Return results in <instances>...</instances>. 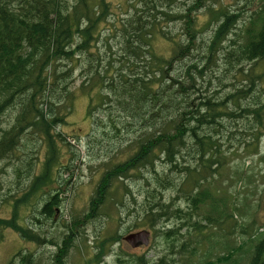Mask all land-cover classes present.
<instances>
[{"label": "trees", "instance_id": "1", "mask_svg": "<svg viewBox=\"0 0 264 264\" xmlns=\"http://www.w3.org/2000/svg\"><path fill=\"white\" fill-rule=\"evenodd\" d=\"M215 2L220 0H126L114 8L112 0H0V176L14 172L18 184L11 197L20 196L10 216H0V235L9 228L28 239L34 233L20 223L19 207L29 203L43 179L52 178L50 169L71 147L67 137H78L62 127H71L75 102L84 94L86 135L96 141V155L102 157L107 146L112 156L123 157L104 166L90 201L94 213L115 181L143 175L147 168L158 173L155 166L161 161L168 171L162 187L173 184L175 171L187 177L178 190L187 194L182 208L159 200L161 191L151 188L147 208L135 223L124 234L110 231L107 240L113 247L121 236L149 225L166 248L156 259L119 255L117 261L264 264L260 186L249 170H235V180L225 184L220 173L225 162L221 153L222 160L217 158L220 145L207 132L215 124L224 126L226 119L246 117L253 119V136L264 137V0ZM199 13L208 18L204 28L213 25L208 39L200 35ZM108 25L114 27L115 46L109 39L102 43ZM207 78L209 87L215 78L226 92L200 93ZM186 147L195 148L192 166L184 160ZM45 149L43 170L34 174L33 183L22 181L33 174V156ZM14 156L20 161L12 164ZM8 195L1 198L5 204ZM55 205L51 200L45 206L49 216ZM172 215L180 224L166 225ZM165 218L168 227L161 230L158 223ZM71 219L68 228L80 231L89 217ZM198 253L204 257L197 258ZM89 259L97 263L94 255Z\"/></svg>", "mask_w": 264, "mask_h": 264}, {"label": "rangeland", "instance_id": "2", "mask_svg": "<svg viewBox=\"0 0 264 264\" xmlns=\"http://www.w3.org/2000/svg\"><path fill=\"white\" fill-rule=\"evenodd\" d=\"M121 1L123 3L126 2V0H112L111 7L117 8ZM233 2L234 0H220V2H215V4L221 5ZM198 16L201 17L199 27L202 32L200 35L203 39H208L212 34L213 25L204 28L208 18L203 13H199ZM170 27L173 28V24H170ZM113 28L111 25L104 28L102 37L104 46L108 39L114 45L113 36L116 34H114ZM179 32L181 33L180 30ZM157 46L160 49L166 48L169 50L162 42H157ZM214 74L211 72L207 76L211 77ZM231 76L227 79V83H231ZM206 86L202 91L199 89L200 93L208 94L214 90L226 92L215 83V78H213V85L210 87L207 78ZM199 88H201L200 83ZM81 97H84V94L80 95L75 102L74 113L70 121L71 127H62L63 132L78 135V137L70 135L67 137L71 147H67V150L62 153L56 168L50 169L52 171V178L43 179L42 184L38 185L29 203L27 205L22 204L19 207L20 223L26 227H31L29 230L30 232L33 230L34 233L28 239L26 235L24 236L14 229H5L0 235V239H2L0 240V264H18L21 260L25 261L27 258L30 259V264H55L53 261L54 248L52 245L41 243L42 238L40 234L46 235L49 238L55 235L57 241L62 245L67 234L74 231L70 230L66 224L72 220L73 215L84 220L85 213H87L89 219L84 221L80 227V231H77L78 236L72 240L67 264H89L91 262H88L90 260V252L94 255V259L96 258V264H123L117 261L119 255L129 259H134L135 256H146L148 259H156V254L166 248L163 245L162 238L158 236V231H154L149 225L146 226L148 227L147 229L152 231L149 246L133 249L124 241L123 237L126 235L119 236L122 239L115 242L113 247L112 243L110 241L107 242V240L110 239V231L111 234L112 232L124 234L125 232L123 231L135 223L136 216L141 215L140 213H143L147 208V197L150 195L151 188L161 191V194H157L159 200H166L170 203L173 201L172 207L178 206L182 208L185 205L187 194L183 190H178L183 180L187 178L186 175L175 171L170 174L173 184H166L165 187H162L160 180L167 178L165 172L168 171L167 166L161 161L155 166L158 173L153 172L152 168H147L144 169L143 175L132 174V178L115 181L113 191L107 196L102 209L99 206L94 213L90 208V201L96 193L95 189L100 179H102L104 166L110 164L109 162L112 161L119 162L123 157L112 156L114 153L108 152L107 146L106 150L104 147L101 150L102 157L96 155L98 152L96 150L97 143L89 135H86L89 130V120L85 121L88 114L86 113L85 102ZM260 97L264 99V92ZM253 100V97L249 98L248 102ZM252 121V118L246 117L245 119L237 120L226 119L222 124L224 126L220 127V125L215 124L210 129L208 128L207 132L212 134L213 138L220 145L217 158L221 159L219 157L221 153L223 162H225L220 172L226 180L225 184H229L235 180L237 177L235 170H242L243 172L245 170L252 171V179L260 186L262 196L260 200L261 209L257 216L261 220H264V163L261 161L264 158V137L256 138L253 136L249 125ZM112 146L116 147L114 144ZM22 150L28 152V148ZM194 151L195 148L192 150L190 147L183 149V152H185L184 160L191 166L196 162ZM27 155H30V153H27ZM47 155L45 149V151L43 150L36 156H33V161L36 163L31 169L33 174L22 181L28 183L35 181L36 175L34 174L43 170V165L41 164L44 163ZM37 157H39L38 160ZM19 161L20 156H14L11 159L12 164ZM147 179H150L151 183H148ZM17 184L14 172L7 171L0 176V216L2 217L8 218L10 216L15 199L20 197L19 195L11 197ZM147 184H149V187ZM123 185H127V190L129 188L132 192H130L131 195L126 194L123 190ZM187 186L185 184V187ZM7 193L9 194L8 201L5 204L1 201V198ZM51 200L56 205L54 206V213L49 216L48 214H44L42 210L45 204ZM166 222L165 218L163 222L158 223L161 230L167 229L168 226H164ZM177 222L180 224V220L172 215L170 222H167L166 225H175ZM193 222L201 223L198 220H193ZM135 227L132 228L134 229ZM204 228H209V226H205ZM197 234L198 231H195L192 235V241H196ZM209 234L211 233L207 235ZM204 240L210 245L208 240ZM101 242L105 244L104 247H101ZM181 242L185 244L184 237L181 238ZM88 249L90 252H88ZM196 256L197 258L204 257L201 253H198ZM193 263H195L194 260H192ZM188 264H191V262H188Z\"/></svg>", "mask_w": 264, "mask_h": 264}, {"label": "flooded vegetation", "instance_id": "3", "mask_svg": "<svg viewBox=\"0 0 264 264\" xmlns=\"http://www.w3.org/2000/svg\"><path fill=\"white\" fill-rule=\"evenodd\" d=\"M49 202H47L45 204V206L48 204ZM45 206L43 207V213L44 214H48L47 211H45ZM78 236V232L77 231H71L67 234L66 238L63 240L62 245L61 243H59L56 239V236L53 235L52 237H47L46 235H42L40 234V237L42 238L41 243H43L44 245H52V247L54 248V254H53V261L55 262V264H67V259L68 256L70 255V245L72 244V240ZM141 247H137L135 249H139ZM88 252L89 249H88ZM93 256V254H91L90 252V256ZM18 264H30V259L27 258L25 260V262L23 263H18Z\"/></svg>", "mask_w": 264, "mask_h": 264}, {"label": "water", "instance_id": "4", "mask_svg": "<svg viewBox=\"0 0 264 264\" xmlns=\"http://www.w3.org/2000/svg\"><path fill=\"white\" fill-rule=\"evenodd\" d=\"M132 247H138L141 245H148L150 241V231L144 229L138 232H133L125 236L124 238Z\"/></svg>", "mask_w": 264, "mask_h": 264}, {"label": "bare ground", "instance_id": "5", "mask_svg": "<svg viewBox=\"0 0 264 264\" xmlns=\"http://www.w3.org/2000/svg\"><path fill=\"white\" fill-rule=\"evenodd\" d=\"M60 32H62V31H60ZM44 36V35H43ZM1 43V42H0ZM4 44V43H3ZM186 76V75H185ZM218 91V90H217ZM224 101V100H223ZM213 144V143H212ZM159 149V148H158ZM203 163V162H202ZM207 170H209V169H207ZM229 257V256H228Z\"/></svg>", "mask_w": 264, "mask_h": 264}]
</instances>
